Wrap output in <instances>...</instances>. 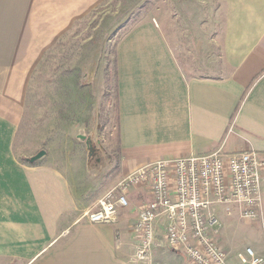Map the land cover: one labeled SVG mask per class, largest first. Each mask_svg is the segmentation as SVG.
Masks as SVG:
<instances>
[{
  "label": "crops",
  "instance_id": "0c3cea01",
  "mask_svg": "<svg viewBox=\"0 0 264 264\" xmlns=\"http://www.w3.org/2000/svg\"><path fill=\"white\" fill-rule=\"evenodd\" d=\"M217 1L203 12L214 18L204 28L210 40L199 41L192 56L156 20L136 24L120 38V179L151 161L250 151L263 162L264 198V0ZM102 2L0 0V264H189L166 244L162 222L155 225L150 262L136 258L134 226L148 186L132 190L131 206L114 223L92 224L84 214L108 191L85 203L90 190L79 189L81 180L70 168L44 157L26 163L16 151L34 70ZM187 67L197 73L188 74ZM262 208L255 220L219 212L217 240L230 264H239L238 254L248 246L264 257V202ZM240 221L255 232L236 244Z\"/></svg>",
  "mask_w": 264,
  "mask_h": 264
},
{
  "label": "rangeland",
  "instance_id": "374dc122",
  "mask_svg": "<svg viewBox=\"0 0 264 264\" xmlns=\"http://www.w3.org/2000/svg\"><path fill=\"white\" fill-rule=\"evenodd\" d=\"M214 7L217 0H104L78 19L33 72L16 141L18 155L30 158L45 150L44 160L70 168L81 180L79 189L90 190L84 200L90 205L99 191L112 190L122 180L116 62L120 38L136 24L156 20L192 56L199 41L210 40L211 31L204 28L214 18L203 12ZM192 68L187 67L188 74L197 73ZM133 199L138 203L141 198ZM246 224L238 223L236 244L255 232Z\"/></svg>",
  "mask_w": 264,
  "mask_h": 264
},
{
  "label": "built area",
  "instance_id": "2783aa9c",
  "mask_svg": "<svg viewBox=\"0 0 264 264\" xmlns=\"http://www.w3.org/2000/svg\"><path fill=\"white\" fill-rule=\"evenodd\" d=\"M263 162L255 152L208 154L163 159L128 174L86 212L88 222L114 223L121 209L131 206L132 190L148 186L149 198L138 206L134 231L139 238L136 258L150 262L156 223L162 222L166 244L189 264H230L217 238L222 211H237L243 219L263 214ZM239 264H264L253 247L238 254Z\"/></svg>",
  "mask_w": 264,
  "mask_h": 264
},
{
  "label": "water",
  "instance_id": "95a60500",
  "mask_svg": "<svg viewBox=\"0 0 264 264\" xmlns=\"http://www.w3.org/2000/svg\"><path fill=\"white\" fill-rule=\"evenodd\" d=\"M46 154H47V152H46L45 150H41V151H39L38 153H36L35 155L31 156V157L29 158V160H30V162L33 163V162H35V161H37V160H40V159H42L43 157H45Z\"/></svg>",
  "mask_w": 264,
  "mask_h": 264
},
{
  "label": "trees",
  "instance_id": "16d2710c",
  "mask_svg": "<svg viewBox=\"0 0 264 264\" xmlns=\"http://www.w3.org/2000/svg\"><path fill=\"white\" fill-rule=\"evenodd\" d=\"M27 162H30L29 158L26 159ZM32 163V162H31Z\"/></svg>",
  "mask_w": 264,
  "mask_h": 264
}]
</instances>
